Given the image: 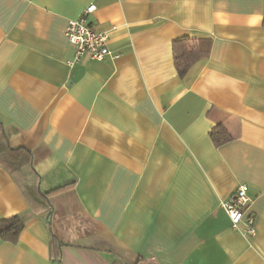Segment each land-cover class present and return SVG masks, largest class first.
<instances>
[{
  "label": "crops",
  "instance_id": "crops-1",
  "mask_svg": "<svg viewBox=\"0 0 264 264\" xmlns=\"http://www.w3.org/2000/svg\"><path fill=\"white\" fill-rule=\"evenodd\" d=\"M115 60L64 35L88 5ZM264 0H0V264H264ZM179 37L209 39L183 76ZM221 123L232 138L214 145ZM31 159L51 214L11 170ZM246 184L232 227L222 203ZM46 216V217H45ZM252 219V224L248 219ZM254 228L250 234L249 228Z\"/></svg>",
  "mask_w": 264,
  "mask_h": 264
},
{
  "label": "trees",
  "instance_id": "trees-1",
  "mask_svg": "<svg viewBox=\"0 0 264 264\" xmlns=\"http://www.w3.org/2000/svg\"><path fill=\"white\" fill-rule=\"evenodd\" d=\"M209 50V39H191L189 37H179L174 39L172 43V52L174 65L178 75L183 76L194 62L207 57ZM209 136L216 146L221 145L232 138V134L221 123L215 125L209 131ZM7 148H9L8 138L5 135L2 123L0 122V152ZM12 173L15 174V181H17L27 203L35 211L44 210L48 219L52 208L49 196L52 192L60 191L64 185L47 192H42L39 189V175L35 171L31 159H27L18 164L11 170V174ZM24 224V215H13L8 218H0V239L10 242L17 241ZM60 245L61 243L57 237L52 235L49 245L50 255L52 260L58 264H61Z\"/></svg>",
  "mask_w": 264,
  "mask_h": 264
},
{
  "label": "built area",
  "instance_id": "built-area-1",
  "mask_svg": "<svg viewBox=\"0 0 264 264\" xmlns=\"http://www.w3.org/2000/svg\"><path fill=\"white\" fill-rule=\"evenodd\" d=\"M95 10V5H88L74 19H70L64 29V35L68 42L75 49V60L82 57H89L95 60L109 58L115 60L119 57L109 49V35L106 32L97 30L88 22V16ZM251 198L248 195L246 184H240L232 195L222 203V207L230 219L231 226L237 227L243 218L244 212L249 208ZM252 224V219H248ZM250 234L254 233V228H249Z\"/></svg>",
  "mask_w": 264,
  "mask_h": 264
}]
</instances>
